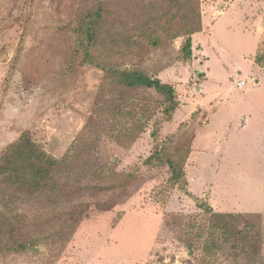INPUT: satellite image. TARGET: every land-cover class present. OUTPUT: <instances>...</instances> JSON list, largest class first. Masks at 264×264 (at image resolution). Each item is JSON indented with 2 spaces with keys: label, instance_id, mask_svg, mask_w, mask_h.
<instances>
[{
  "label": "rangeland",
  "instance_id": "1",
  "mask_svg": "<svg viewBox=\"0 0 264 264\" xmlns=\"http://www.w3.org/2000/svg\"><path fill=\"white\" fill-rule=\"evenodd\" d=\"M102 1L114 7L115 26L99 54L173 85L180 107L164 122L162 98L149 91L157 116L135 143L124 147L107 134L95 140V160L136 177L127 194L101 209L95 203L107 197L88 194V218L70 241L45 239L33 250L0 256V264H197L200 253L189 256L187 243L195 240L194 225L208 217L196 198L216 212L264 215V91L236 87L256 78L253 51L259 45L258 53L264 52V0H200L206 30L193 38L190 65L182 62L184 38H172L184 31L183 8L170 0ZM94 4L0 0V157L29 132L62 159L94 116L105 73L75 56L81 48L73 35L76 17ZM154 31L163 37L161 46L148 42ZM121 35L141 44L127 55L110 53L109 43L121 42ZM156 123L162 126L155 139ZM195 140L186 166L191 198L170 185L167 166L145 163L158 145L176 148ZM43 202L27 213L48 209Z\"/></svg>",
  "mask_w": 264,
  "mask_h": 264
},
{
  "label": "trees",
  "instance_id": "2",
  "mask_svg": "<svg viewBox=\"0 0 264 264\" xmlns=\"http://www.w3.org/2000/svg\"><path fill=\"white\" fill-rule=\"evenodd\" d=\"M170 3L184 9V31L172 38H184L182 62L190 65L194 60L193 36L203 32L201 1L170 0ZM114 10L110 2L95 0V4L87 5L74 21L73 35L81 48L75 56L82 58L83 64L100 68L105 73V81L94 116L68 153L57 159L25 132L0 157V256L33 250L45 239L60 237V241L68 242L80 223L88 218L90 207L83 198L91 193L107 197L105 203H95L101 209L115 197L127 194L136 177L133 174L120 176L111 166L95 160L98 156L95 140L107 134L110 140L124 147L135 143L157 116V111L152 110L155 102L149 97V91L162 98L164 122L172 121L180 107L173 85L141 68H123L111 57L99 54L100 47L112 37ZM172 22L170 18L168 25ZM157 32L148 38L155 47L163 43V37ZM140 44L133 37L122 36L121 42L111 41L108 50L127 55ZM256 63L264 68V52L257 55ZM161 126L162 123H156L153 138H158ZM170 142L173 144V138ZM168 145L162 149L156 146L145 164L167 166L170 185L193 198L186 172L193 141L176 148ZM43 200H48V209L39 214L27 213V207ZM196 200L208 217L203 224L196 222L198 225H194L192 231L195 240L187 243L189 256L200 253L197 264H224L225 261L226 264H264L263 214L216 212L210 204Z\"/></svg>",
  "mask_w": 264,
  "mask_h": 264
},
{
  "label": "crops",
  "instance_id": "3",
  "mask_svg": "<svg viewBox=\"0 0 264 264\" xmlns=\"http://www.w3.org/2000/svg\"><path fill=\"white\" fill-rule=\"evenodd\" d=\"M218 22V21H217ZM205 30H206V17L205 16H203V32H201V33H204L205 32ZM211 30V29H210ZM201 33H199V34H196L195 36H193V38H196V37H198ZM258 51H259V45L257 46V48L255 47V50L253 51V57H254V61H255V65H253V67H254V69L251 71V74H254V77H256V78H254L250 83H252V85L250 86V84H249V81L248 80H246L245 78L244 79H242V81H245L246 83H245V85L243 86V87H241V88H239V90H250V91H252V92H254L255 94H260V93H263V91H264V68L263 67H261V66H259L257 63H256V57H257V55L259 54L258 53ZM195 58H196V53H195V55H194V60H195ZM256 71H258L259 73H256ZM258 76V77H257ZM239 82V81H238ZM237 82V83H238ZM237 87V86H236ZM243 91V92H244ZM243 116V119H242V124L243 125H248V120H247V116L246 115H242ZM231 118V120H233L234 119V117L232 116V117H230ZM193 144L194 145H196V140L195 141H193ZM195 147V146H194ZM193 147V148H194ZM192 148V149H193ZM192 155V154H191ZM190 159V158H189ZM242 212H247V211H242ZM257 212V211H256Z\"/></svg>",
  "mask_w": 264,
  "mask_h": 264
},
{
  "label": "built area",
  "instance_id": "4",
  "mask_svg": "<svg viewBox=\"0 0 264 264\" xmlns=\"http://www.w3.org/2000/svg\"><path fill=\"white\" fill-rule=\"evenodd\" d=\"M245 81H239L237 84H236V86L238 87V88H241V87H243L244 85H245Z\"/></svg>",
  "mask_w": 264,
  "mask_h": 264
}]
</instances>
